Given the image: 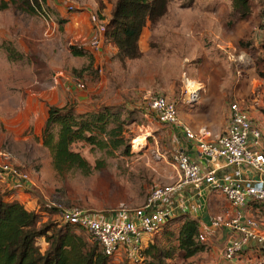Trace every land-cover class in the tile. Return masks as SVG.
I'll use <instances>...</instances> for the list:
<instances>
[{
    "label": "rangeland",
    "instance_id": "1",
    "mask_svg": "<svg viewBox=\"0 0 264 264\" xmlns=\"http://www.w3.org/2000/svg\"><path fill=\"white\" fill-rule=\"evenodd\" d=\"M38 2L36 10L43 6L51 20L28 12L23 0H0V152H9L10 164L29 176L27 182L0 183V192L28 194L41 222L63 224L53 203L107 215L121 209L131 211L145 202L154 184L171 183L165 181L173 170L170 156L174 149L165 137L170 126L152 120L146 103L155 94L176 103L183 95V76L201 83L200 93L206 90L209 95H224L228 105L236 101L246 108L254 97L264 101V85L258 77L264 67L259 0H253V13L246 20L237 18L231 0H168L167 12L142 31L140 58L120 62L106 49L99 54L91 51L92 63L88 55L74 56L69 51V45L91 38H74L70 33L64 14L77 11L73 0ZM6 47L14 52L10 58ZM56 72L61 76L54 84ZM75 76L85 83L83 90L71 88L70 80ZM43 89L58 102L72 103L78 111L102 105L124 106L129 111V152L107 156L97 147L75 142L72 149L92 166L96 159L104 160L103 168L88 175L74 168L56 172L39 140V113L25 108L29 90ZM179 224L180 220H171L166 228L175 233ZM162 232L163 228L151 236L144 235L143 244L147 240L165 241ZM78 233L88 237L82 230ZM37 243L47 247L43 237ZM133 252L121 249L110 257L109 264H136L139 260L129 259ZM207 256L198 252L186 260L175 257L171 263L207 264Z\"/></svg>",
    "mask_w": 264,
    "mask_h": 264
},
{
    "label": "trees",
    "instance_id": "2",
    "mask_svg": "<svg viewBox=\"0 0 264 264\" xmlns=\"http://www.w3.org/2000/svg\"><path fill=\"white\" fill-rule=\"evenodd\" d=\"M23 2L31 13L37 12L40 5L38 0ZM230 4L240 20H246L252 13L251 0H231ZM6 5V2L2 4L3 7ZM101 7L105 4L101 3ZM167 10L168 0H114L109 17L103 23L104 39L116 47L114 57L120 62L140 58L139 39L143 29L156 23ZM260 14L264 15V9ZM99 17L104 19V16ZM5 49L10 58L14 52L12 54L11 47ZM69 51L74 56L88 55L90 63L93 62L92 54L81 46L71 44ZM258 75L264 79V69ZM128 113L124 106L115 105L84 111H78L70 102L61 106L47 105L39 140L50 154L53 169L62 173L74 168L88 175L94 169L103 168L104 160L96 159L92 166L79 151L72 149L75 142L97 147L107 156L117 151L128 153ZM10 193L9 190L0 192V264H109L110 257L102 253L99 244L84 229L71 223L62 222L57 226L52 222H41L36 210L27 209L11 198ZM171 220H180L175 233L166 228ZM162 228L165 241L147 240L129 259L139 260L136 264H172L175 257L186 260L205 250V242L198 239L199 220L190 214L170 217L160 230ZM39 237L45 239L46 248L37 243Z\"/></svg>",
    "mask_w": 264,
    "mask_h": 264
},
{
    "label": "built area",
    "instance_id": "3",
    "mask_svg": "<svg viewBox=\"0 0 264 264\" xmlns=\"http://www.w3.org/2000/svg\"><path fill=\"white\" fill-rule=\"evenodd\" d=\"M37 12L45 20H51L50 13L43 6ZM103 32V24L98 25L97 35L92 38L94 45L98 44ZM60 76L61 72L53 74L54 84ZM192 81L183 76L181 97L188 104L199 98L202 88L199 82H196L199 87L193 88L190 84ZM70 86L83 90L85 83L75 76L71 78ZM146 110L152 120L179 128L185 137L194 141L198 153L202 157L206 156L214 167L222 164L246 165L254 172L264 175V151L259 149L262 133L242 103L235 101L229 105L227 128L212 141L206 139L205 129L194 132L189 128L179 117L175 101L164 95L151 96L146 103ZM0 157V183L29 181L25 170L10 164L9 152H0ZM170 161L177 170L176 179L170 184H154L141 206L131 211L121 209L115 213L116 217H109L76 205L53 203L58 219L84 229L108 257L121 249L134 251L135 254L143 245V236L157 233L171 217V207L164 204V200L178 194L183 186L191 185L198 193L202 189H209L222 194L232 210L231 214H216L210 218L211 227L224 228L233 233L221 250L223 258H233L250 240L264 247V229L253 216L243 212V207L249 201L264 203L263 181L249 180L242 183L230 176L218 178L214 169L201 170L198 162L181 149H175L171 153ZM198 239L204 241V234L198 233ZM208 264H220V261L213 259Z\"/></svg>",
    "mask_w": 264,
    "mask_h": 264
},
{
    "label": "crops",
    "instance_id": "4",
    "mask_svg": "<svg viewBox=\"0 0 264 264\" xmlns=\"http://www.w3.org/2000/svg\"><path fill=\"white\" fill-rule=\"evenodd\" d=\"M73 2L77 11L72 13H68L67 11L64 14V19H68L67 23L69 24V28H71L70 33L74 38H79L82 35L91 37L90 40L82 41L78 46L83 47L90 54H92L91 51L99 54L104 52L106 49H110L114 52L113 55H115L116 47L109 40L104 39L103 36L97 45H94L92 42L93 36L97 35V26L103 24L109 17L112 2L108 0H73ZM101 3L105 4V7H101ZM251 3L253 13V5L255 2L251 0ZM259 3L258 17L259 19L262 18V21L264 22V15L260 14V11L264 9L262 6V4H264V0H259ZM67 10L69 9L67 8ZM97 14L102 17L104 16V19L99 16L97 17ZM261 29L264 36V26H262ZM260 45L261 56L264 58V42L261 41ZM261 64H264V59ZM263 69L264 67L262 70ZM258 77L260 83L264 85V79L259 75ZM29 93V99L27 100L25 108L27 111L39 113L37 115L39 116L40 128H42L47 116V105L54 104L61 106L64 103L55 100L52 93L47 92L45 89L36 91L29 90ZM259 101H257L256 97L252 98L246 109L253 122L257 124L261 130L262 139L259 149L264 151V101ZM176 105L178 115L182 121L194 132H198L202 128L205 129L207 131L206 139L208 140H215L216 137L222 134L227 128L229 105L228 98L224 95H209L205 90L200 93V96L196 101L188 104L180 98L176 101ZM165 137L167 138L171 148L174 150L181 149L186 152L198 162L201 170L203 171L214 169L215 176L218 178L230 176L242 183L249 180H261L264 183V175L254 172L246 165L237 166L222 164L219 167H214L213 163L210 162L206 156L202 157L198 153L193 143L194 141L185 137L183 132L177 127L170 126V132L168 135L166 134ZM171 166L173 170L167 173V180H165L169 183L173 182L177 177L176 168L172 164ZM203 191L206 193V198L204 209L201 210L199 198L202 197ZM10 196L22 203L27 209H34L35 204H33V201L29 200L28 194L14 190ZM163 203L171 207V217L187 213L199 220V233L204 234V242L206 243L205 250L201 252H205L208 255L207 264L213 259L219 260L220 264H264V247L259 245L254 240H250L247 244H245L233 258L225 259L222 257L221 250L233 233L224 228H214L210 226V218L214 215L231 214L232 210L222 194L209 189H202L198 193L191 185H185L178 194L173 195V197H168ZM243 212L246 215H251L254 218H257L261 228L264 229V203L249 201L246 206L243 207ZM104 215L107 216V214ZM108 216L116 217V214Z\"/></svg>",
    "mask_w": 264,
    "mask_h": 264
},
{
    "label": "water",
    "instance_id": "5",
    "mask_svg": "<svg viewBox=\"0 0 264 264\" xmlns=\"http://www.w3.org/2000/svg\"><path fill=\"white\" fill-rule=\"evenodd\" d=\"M205 198H206V193L205 191H203L202 197L199 198V204H200L201 210L204 209Z\"/></svg>",
    "mask_w": 264,
    "mask_h": 264
},
{
    "label": "bare ground",
    "instance_id": "6",
    "mask_svg": "<svg viewBox=\"0 0 264 264\" xmlns=\"http://www.w3.org/2000/svg\"><path fill=\"white\" fill-rule=\"evenodd\" d=\"M190 84L193 86V88H197V87H199V85L197 84V83H195V82H190Z\"/></svg>",
    "mask_w": 264,
    "mask_h": 264
},
{
    "label": "clouds",
    "instance_id": "7",
    "mask_svg": "<svg viewBox=\"0 0 264 264\" xmlns=\"http://www.w3.org/2000/svg\"><path fill=\"white\" fill-rule=\"evenodd\" d=\"M40 15V14H39Z\"/></svg>",
    "mask_w": 264,
    "mask_h": 264
}]
</instances>
